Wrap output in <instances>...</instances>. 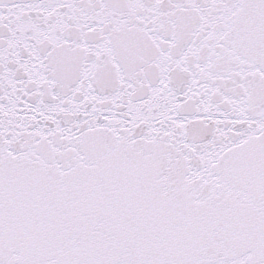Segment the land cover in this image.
Wrapping results in <instances>:
<instances>
[{
    "label": "snow or ice",
    "instance_id": "6c2138e0",
    "mask_svg": "<svg viewBox=\"0 0 264 264\" xmlns=\"http://www.w3.org/2000/svg\"><path fill=\"white\" fill-rule=\"evenodd\" d=\"M0 264H264V0H0Z\"/></svg>",
    "mask_w": 264,
    "mask_h": 264
}]
</instances>
